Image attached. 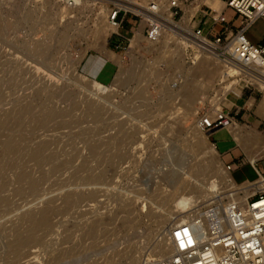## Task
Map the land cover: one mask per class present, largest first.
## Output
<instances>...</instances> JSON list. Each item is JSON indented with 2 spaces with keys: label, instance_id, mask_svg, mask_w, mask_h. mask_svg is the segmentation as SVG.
<instances>
[{
  "label": "rangeland",
  "instance_id": "1",
  "mask_svg": "<svg viewBox=\"0 0 264 264\" xmlns=\"http://www.w3.org/2000/svg\"><path fill=\"white\" fill-rule=\"evenodd\" d=\"M128 1L137 9L147 0ZM223 1L188 0L182 26L192 28L198 9L222 10ZM114 2L85 0L70 10L61 0H0V264L163 259L154 252L163 242L170 245L168 230L179 214L188 219L213 201H227L229 183L247 187L241 181L255 177L249 164L229 172L213 143L228 140L224 128L232 137L240 130L264 139L263 83L244 76L222 83L235 72L207 55L187 62L185 44L168 35L133 45L113 33L108 16ZM226 17L235 29L241 26L234 10ZM205 20L208 29L212 20ZM126 21L120 33L131 40L143 36L144 25L132 14ZM246 36L264 42V16ZM47 39V58L38 69L25 54ZM121 40L125 50L117 48ZM205 61L212 74L199 68ZM221 106L231 116L238 111L235 122L216 140L203 131L199 145L200 119ZM242 156L249 162L245 151ZM241 191L252 192L241 189L237 199ZM150 210L157 215L149 218ZM30 214L47 224L29 235ZM98 219L104 224L90 234Z\"/></svg>",
  "mask_w": 264,
  "mask_h": 264
},
{
  "label": "built area",
  "instance_id": "2",
  "mask_svg": "<svg viewBox=\"0 0 264 264\" xmlns=\"http://www.w3.org/2000/svg\"><path fill=\"white\" fill-rule=\"evenodd\" d=\"M187 1L147 0L146 5L136 9L128 0H115L108 20L116 29L113 33L131 41L120 32L127 24L126 15L132 14L136 25H144L146 42H160L163 35H168L185 44L187 62L195 63L203 53H208L216 56L227 72L235 69L234 75L227 76V80L221 78L222 83L235 76H244L253 77L264 85V42L254 44L246 36L248 27L264 16V0H226L220 11L211 5L206 10L198 9L203 11L202 17L195 20L197 11L190 29L184 28L181 20L185 16ZM61 2L72 5L74 0ZM227 9L234 10L242 18L239 28L235 29L228 22ZM204 18L212 20L208 29ZM218 24H222V28L214 33ZM123 42L117 44L118 49H126ZM234 122V116L221 106L213 114L203 116L199 128L213 133ZM213 145L217 147L216 143ZM253 166L258 178L252 182L261 183L262 188L253 189L246 200L228 201L223 212L220 201L206 205L198 214L192 215L190 221L174 227L171 234L174 253L171 256L146 264H264V171L254 163ZM236 167L234 163L226 165L229 172Z\"/></svg>",
  "mask_w": 264,
  "mask_h": 264
},
{
  "label": "bare ground",
  "instance_id": "3",
  "mask_svg": "<svg viewBox=\"0 0 264 264\" xmlns=\"http://www.w3.org/2000/svg\"><path fill=\"white\" fill-rule=\"evenodd\" d=\"M84 1L85 0H74V3L72 4V5H69L67 2H65V6H66V8H68V9H70V10H73V9H75L76 7H78V5H82L83 3H84ZM75 4V5H74ZM215 10H218V11H220L218 8H215V7H213ZM190 13V12H189ZM113 30H116L115 28H113ZM52 36V35H51ZM51 36H49V37H47V38H52ZM143 40H145L144 38H143V36L141 35V34H136L134 37H133V39L131 40V42H132V44L133 45H136V44H138L139 42H141V41H143ZM49 42L50 41H48V39L45 41V40H43V41H41V42H39V43H35L32 47H29L30 49L28 50L29 52L30 51H32L31 52V55H27V54H25V57L27 58V60L28 61H30L31 62V64L32 63H34V64H36V65H38V69H39V67H41L40 65L41 64H43V62H45L44 61V59H46L47 57H46V50H47V47H48V44H49ZM136 47V46H135ZM134 47V48H135ZM30 54V53H29ZM203 55H207V56H210V57H213V58H215L217 61H219L217 58H216V56H214V55H208V53H203ZM202 55V56H203ZM36 56H38L37 57V59L39 60L40 58H41V62H38V60H36ZM201 56V57H202ZM200 57V58H201ZM199 58V59H200ZM198 59V60H199ZM26 60V61H27ZM48 60V59H47ZM197 60V61H198ZM207 60V59H206ZM215 60V61H216ZM220 62V61H219ZM34 67V66H33ZM190 68H192V67H190ZM201 70H203L204 72H207L208 74H212L213 73V71L209 68V63L208 62H203L202 63V65H201V67H199ZM100 69V68H99ZM99 69L96 71V73H97V75H99L100 74V72H99ZM195 70V69H194ZM191 71H193V70H191ZM234 71V70H233ZM238 73V72H237ZM191 74H193V73H191ZM239 74V73H238ZM188 76V75H187ZM186 78V77H185ZM189 78V77H188ZM188 78H186V80H185V82H187L188 80ZM76 84V83H75ZM47 86V85H46ZM94 86L96 87V89H98V90H100V91H103V90H105V88L106 87H104V86H102V85H100L98 82H94ZM52 88V87H51ZM54 88V87H53ZM56 90V89H55ZM53 92V91H52ZM111 95H105V96H103V98H104V100H107L108 99V97H110ZM91 104V103H90ZM95 105H96V103H94ZM93 105V104H92ZM92 105H90V106H92ZM94 105V106H95ZM89 106V107H90ZM98 106V105H97ZM264 106V105H263ZM88 107V108H89ZM91 108V107H90ZM92 109V108H91ZM88 110V109H87ZM55 111V110H54ZM50 115H51V113H49ZM53 114V113H52ZM53 116H54V114H53ZM226 128H227V126H226ZM201 132H200V135H201V140H199V142H197V143H199V145L202 143V141H203V131L202 130H200ZM234 137H235V139L237 140V141H239V142H243L247 147H249V149H250V152L251 153H253V152H255V150H256V148H261V144H259L258 143V141H257V138H256V136H253V134H251V133H243V132H241L240 130H239V132H234ZM114 139H112V141H113ZM118 141V140H117ZM198 145V146H199ZM43 147V146H42ZM251 147V148H250ZM245 148V147H244ZM43 149V148H42ZM248 149V150H249ZM247 150V149H246ZM196 151V149H195V147L194 146H192L191 147V152H195ZM261 151H262V148H261ZM197 153V152H196ZM262 153V152H261ZM248 154V153H247ZM35 155V154H34ZM249 158H250V160L252 161V162H255L256 160H257V156L255 155V154H250L249 155ZM1 164V163H0ZM197 167H199V169L201 170V171H204L205 170V168H204V165H202V164H198L197 165ZM182 169H185V167H183ZM228 177V180H229V182L232 180L231 178H230V176H227ZM223 179V178H222ZM233 182V181H232ZM254 183V182H253ZM37 184V183H36ZM230 184V193L228 194V196H229V198L227 199V201H224V199H222L221 201H220V210H221V212H223V206H225L226 205V203L228 202V201H237V200H239V199H241V200H246L247 198H248V196H249V192H247L246 191V194L244 195V196H242V194H241V192H240V197H239V199H237L236 198V194L237 193H239V191L241 190V189H245V188H249V187H237V185L235 184V183H229ZM256 184V183H255ZM258 186H259V188H262V186H261V183L260 184H258ZM34 187V186H33ZM259 188H257V189H259ZM254 191V190H253ZM252 191V192H253ZM243 194H244V192H243ZM78 200V199H77ZM214 202H219V201H213V202H211V203H214ZM73 202H71V204H72ZM133 202H129V204H127V206H131L132 207V209H130V210H128L127 212L129 213V215L131 214V215H133V212H134V209H133ZM151 209V208H150ZM202 208H200V209H198V210H196V214H198V212H200V210H201ZM154 211V210H153ZM150 212H151V210H150ZM150 212L147 214V216L149 217V218H152V217H155L156 215H157V213L155 214V211H154V213L153 212H151V214H150ZM162 214V213H161ZM29 215V214H28ZM31 215V214H30ZM141 215V214H140ZM139 216V215H138ZM179 216V218L174 222V224L170 227V229L168 230L169 231V235H170V237H168V238H170V240H171V234H172V232H173V230H174V227L176 226V225H178V224H180V223H184V222H188V221H190L191 220V218H188V219H184L183 217H180V214L178 215ZM102 218V217H101ZM49 219V218H48ZM103 219V218H102ZM102 219H98V220H96L94 223H93V225H92V227H90L89 228V233L90 234H94V232H96V230H98V228L100 227V225H102V224H104V222H103V220ZM136 219H137V217H135L133 220H131V222H130V227L133 225V223H135V221H136ZM179 221H180V223H179ZM41 224H47V221H46V219H39L36 215H34V214H32L31 215V226H30V228H29V230H27L28 232H30L29 233V235L30 234H32L33 232H35V230L41 225ZM42 226V225H41ZM46 226V225H45ZM17 229V228H16ZM14 231H16V230H14ZM17 232V231H16ZM167 232V231H166ZM20 233V232H19ZM28 234V233H27ZM17 236V235H16ZM18 237V236H17ZM19 238V237H18ZM25 243V242H24ZM174 253V246H173V244H172V242L170 243V245H168L167 243H165V242H163V243H161L160 244V246L155 250V252H154V254L158 257V258H166V257H169V256H171L172 254ZM129 264H137L138 263V258L136 257V256H131V257H129ZM155 260H157V259H153V260H147L146 262H145V264L146 263H149V262H153V261H155Z\"/></svg>",
  "mask_w": 264,
  "mask_h": 264
},
{
  "label": "crops",
  "instance_id": "4",
  "mask_svg": "<svg viewBox=\"0 0 264 264\" xmlns=\"http://www.w3.org/2000/svg\"><path fill=\"white\" fill-rule=\"evenodd\" d=\"M134 18V17H133ZM127 24H125V27H126ZM124 27V28H125ZM231 114L230 111H227ZM238 111H236L234 113L235 116H238ZM258 114L260 115L259 113V110H258ZM234 116V117H235ZM222 129V128H221ZM220 129L214 131L212 134V138L214 140H216L214 138V135L219 131ZM224 130L225 132V135L227 137L228 140L224 141V140H217L218 142H216L217 144V147L219 148L221 154H222V158L224 160V162L226 163H229V164H236V169L232 171V174L234 173V171L238 170L240 167H242L243 165L245 164H249L250 166H252L253 170H254V173H255V177L253 179H244L242 180L241 182H244V183H248L247 187L250 188V191H253L252 189H257L259 188L258 184H255L253 183L252 181H255L257 178H258V174L256 172V170L254 169V166H253V163L258 167L260 168L261 170L264 171V161H260V158L263 157V150L261 151V148H256L255 152L251 153L250 151L246 150L243 148V146L235 143V140H234V137H232V134L226 130L225 131V128L222 129ZM223 132V133H224ZM246 133L250 132V131H245ZM253 136H256L257 138V141L259 144H264V139L262 137H260L259 135H257L256 133L252 132ZM241 147H239V146ZM244 151L247 155V158L249 159V162H246L243 158V154H244ZM262 152V153H261ZM248 153V154H247ZM250 154H255L257 156V160L255 162H252L249 158V155ZM245 181H248V182H245ZM254 192V191H253ZM252 193V192H251ZM250 193V194H251ZM249 194V195H250Z\"/></svg>",
  "mask_w": 264,
  "mask_h": 264
}]
</instances>
